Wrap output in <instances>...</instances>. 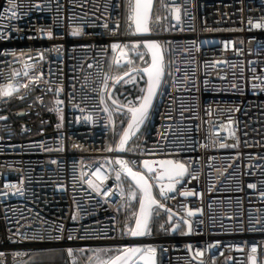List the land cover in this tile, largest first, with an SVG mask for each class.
<instances>
[{
  "label": "built area",
  "instance_id": "built-area-1",
  "mask_svg": "<svg viewBox=\"0 0 264 264\" xmlns=\"http://www.w3.org/2000/svg\"><path fill=\"white\" fill-rule=\"evenodd\" d=\"M14 4L0 0V86L18 85L11 96H0V117H6L0 119V264H34L31 255L55 250L62 259L53 264H93L92 250L111 249L104 258L133 241L127 229L138 190L122 174L124 193L137 191L125 207L114 186L115 145L127 111L119 125L108 120L107 92L102 104L100 88L102 73L116 76L110 58L120 52L113 42L130 48L141 38L129 19V0ZM149 27L148 37L165 55V78L123 156L148 176L173 216L169 221L156 209L142 243L155 249V264H252L250 255L264 264V0H155ZM138 51L143 61L125 49L127 70L150 64L142 44ZM40 73L38 82L30 79ZM135 83L145 87L144 77ZM153 159L184 163L196 178L186 174L163 199L156 173L142 168ZM97 168L106 179L93 175ZM107 188L112 192L105 197ZM189 209L199 211L189 216Z\"/></svg>",
  "mask_w": 264,
  "mask_h": 264
},
{
  "label": "snow or ice",
  "instance_id": "snow-or-ice-1",
  "mask_svg": "<svg viewBox=\"0 0 264 264\" xmlns=\"http://www.w3.org/2000/svg\"><path fill=\"white\" fill-rule=\"evenodd\" d=\"M10 7H17L14 4V0H9ZM151 6V0H129V19L134 21L135 24V32L136 33H147L149 31L148 20H149V10ZM10 8H5V13L9 12ZM16 11L11 12V16L16 17ZM0 18H2V14H0ZM159 19V17H158ZM179 19V16H177ZM257 27H261L259 23L256 25ZM80 29H74L72 31V35H79ZM49 37L53 35L51 31L48 32ZM143 44V46L151 53V63L148 64L145 61L147 66L143 68H129L128 72H125L123 76H111L108 73H102V84H101V103H105L104 93L108 92V99L111 100V106L106 105L103 109L105 113L108 114V120H113V112L117 114H124L123 109H127V127H124L123 133L120 135V139L116 144L117 150H124L125 145L129 142L131 136H133L142 124H144L145 120L148 117L149 109L152 106L153 98L157 94V90L161 84V77L163 75V65L162 60L163 57L159 52V44L155 40H135L131 42V47L129 48L127 45L121 46L119 43H113L111 48L114 52L119 51L120 56L123 57L126 55L125 49L128 51L134 52L136 55L140 57V59L144 60L143 53L138 51V46ZM40 58L43 59V54L39 53ZM116 64L119 65L120 59L116 58ZM132 61L129 60V64ZM91 67V65H89ZM147 75L146 88L142 87L140 89L141 95L135 98V101H128L126 105H122L119 103L118 99H114L109 92V81H112V86L115 87L117 83L123 80V83L127 84L135 81L136 77L139 76L140 79H143V75ZM19 73H13V77L18 76ZM43 73L39 75L30 77L31 80L38 82L42 77ZM25 76H28V72H25ZM100 79V76L97 77ZM27 87V85H25ZM18 85L14 84L11 80L6 85L0 86V96H11L14 91H16ZM57 94H59L60 89H56ZM138 102V103H137ZM55 103L57 105L61 104L62 101L56 100ZM57 110L58 109H54ZM89 119L91 117H88ZM0 119H6V117H0ZM60 125H57L59 127ZM123 126V123H122ZM222 147H226L227 145H221ZM107 151H113L110 147ZM116 163L120 166L119 169L116 170V185H114L121 192L122 196V205L125 207L131 206V201L136 199L138 189L139 194V208L137 212H134L133 215L135 217V227H128V232L131 236H143L149 232V222L153 215L158 214L156 209H161L168 213V219L171 221L173 212L170 208H167L161 200L156 199L153 194V185L150 183L148 176L143 171H134L132 167L129 166V161L117 157ZM135 163V162H133ZM154 165H158V167H154ZM142 168L147 170L148 174L156 173V180L159 181V194L163 199H168L169 194L172 193L176 189V185L181 182V180L185 177L186 174L193 175L189 173L188 167L179 161L173 159H162L159 161H150L144 160L142 162ZM122 174H126L128 177H131V180L135 182V189L125 194L122 184L121 177ZM93 175L97 176L99 179H106V177L101 176V169L97 168ZM167 179L168 183H163V181ZM193 178H196L193 175ZM88 183L91 187H93L98 193H100V188L92 183L91 180H88ZM249 188H256L255 184H249ZM112 192V188H107L101 194L105 197L109 196ZM190 193L181 192L180 195L187 196ZM126 195V199H123ZM261 196H264V192L261 193ZM119 210V209H118ZM196 210H188V215L193 216ZM76 219L75 214L73 215V220ZM185 224L188 225V231H191V224L189 221L185 220ZM164 226L161 225V228ZM173 228H176V225H173ZM72 237L69 236V239ZM219 243V242H217ZM189 250H191L192 246H187ZM211 247V246H209ZM85 249H79V251H84ZM69 255L73 254V249L69 248ZM93 251V255L95 257L93 264H155L154 262V253L155 249L151 245H133V246H120L115 249V255L108 256L107 258H101V254L111 251V249L105 248H96ZM257 251L256 246H253L251 249L252 253ZM0 255H3L0 253ZM196 256H203V252L201 250H197L195 253ZM252 264H256V260L254 256L249 257ZM200 264H203V260L200 261Z\"/></svg>",
  "mask_w": 264,
  "mask_h": 264
},
{
  "label": "water",
  "instance_id": "water-1",
  "mask_svg": "<svg viewBox=\"0 0 264 264\" xmlns=\"http://www.w3.org/2000/svg\"><path fill=\"white\" fill-rule=\"evenodd\" d=\"M154 1L155 0H151V6H150V10H149V19H150V15H151V12H152V9H153V6H154ZM134 31H135V24H134ZM148 27H149V20H148ZM136 33V32H135ZM150 34V27H149V31L147 32V33H136V35H138L140 38H141V41H144V40H155V41H157L156 39H153V38H149L148 37V35ZM158 42V44H159V52H160V54L162 55V57H163V60H162V65H163V75H162V77H161V84H160V86H159V88H158V90H157V94H156V96L153 98V103H152V106L150 107V109H149V114H148V117H147V119L145 120V122H144V124H142L141 125V127L138 129V130H136V132H135V134L133 135V136H131L130 137V139H129V142L125 145V148H124V150H117L116 149V145H115V156H114V162L116 163V158L117 157H120V158H123V159H125V157L123 156V154H124V152H125V150H126V147L128 146V144L139 134V132L143 129V127L145 126V124L147 123V120H148V118H149V116H150V114H151V111H152V109H153V106H154V103H155V100H156V98H157V95H158V93H159V91H160V89H161V86H162V83H163V81H164V78H165V73H166V63H165V55H164V52H163V49H162V46H161V44H160V42L159 41H157ZM142 46H143V44H142ZM144 47V46H143ZM145 48V47H144ZM146 49V48H145ZM146 51L148 52V50L146 49ZM149 54H150V58H151V53L150 52H148ZM120 62L121 63H124L125 62V60H124V58L123 57H121L120 56ZM151 63V62H150ZM129 70H127V71H125V72H128ZM124 72V73H125ZM124 73H122L121 75H119V76H123V74ZM143 77H144V79H145V88H146V81H147V75L146 74H144L143 75ZM121 82H123V80H121L119 83H117L116 85H115V87H113L112 85H111V87L109 88V92L111 93V95H112V97L114 98V99H116L115 97H114V93H115V91H116V89H117V87L119 86V84L121 83ZM107 102H108V104H110L111 105V100L110 99H108V92H107ZM120 104H122V105H126V104H124V103H121V102H119ZM122 111H127V109L126 108H124ZM124 127H127V122H126V124H125V126ZM124 127H123V129H122V131H121V133H120V135L123 133V130H124ZM120 135H119V137H118V140H117V142H116V144L118 143V141H119V139H120ZM126 160V159H125ZM160 159H153V160H150V161H159ZM117 164V163H116ZM118 165V164H117ZM130 166V165H129ZM131 167V166H130ZM154 167H158V165H154ZM133 170L134 171H140V170H137V169H134L133 168ZM125 176H126V178L133 184V186L135 187V182L134 181H132L131 180V177H128L126 174H125ZM150 181V180H149ZM150 183H151V181H150ZM159 181H156V183H155V186H156V188L159 190ZM152 184V183H151ZM138 190V189H137ZM153 194H154V196H155V191H154V186H153ZM155 198H156V196H155ZM157 199V198H156ZM138 208H139V203H138V207H137V211H138ZM151 220V219H150ZM169 220V219H168ZM133 227H135V221H134V224H133ZM175 229L173 228L171 231H174ZM130 237L133 239V241H132V244L130 245V246H133V245H143V243H142V240H143V238H145L146 237V234L145 235H143V236H136V237H133V236H131V234H130ZM115 254H117V253H115ZM115 254H113V255H115ZM141 264H142V262H140Z\"/></svg>",
  "mask_w": 264,
  "mask_h": 264
},
{
  "label": "rangeland",
  "instance_id": "rangeland-1",
  "mask_svg": "<svg viewBox=\"0 0 264 264\" xmlns=\"http://www.w3.org/2000/svg\"><path fill=\"white\" fill-rule=\"evenodd\" d=\"M113 43H116V42H113ZM117 56L115 54H113L110 58V69L114 72V74L116 76H119L121 75L122 73H124L126 70H127V64L125 63H119V65L116 64L115 60H116ZM138 77H136L135 81L138 80ZM135 81L133 82H130V83H127V85L129 84H133L135 83ZM125 84V83H124ZM116 93V92H115ZM108 106H111L110 104H107ZM113 120H114V124H117L119 125V122L121 120H123V117H124V114L121 116V114H117L115 112H113ZM120 128V126H118V129ZM163 183H168L167 179L165 178V180L163 181ZM37 254V257H41V256H46L48 255V257H51V258H54V259H61V251L59 250H55V251H43V252H39V253H36ZM108 257V256H107ZM107 257H104V258H107ZM35 260V258H34ZM32 263L36 264V263H39V261H32Z\"/></svg>",
  "mask_w": 264,
  "mask_h": 264
},
{
  "label": "trees",
  "instance_id": "trees-1",
  "mask_svg": "<svg viewBox=\"0 0 264 264\" xmlns=\"http://www.w3.org/2000/svg\"><path fill=\"white\" fill-rule=\"evenodd\" d=\"M117 92L121 96L127 95L126 99L125 98L122 99V101H123L122 103H124V104H127L128 101L134 100L135 97L141 95L140 87L136 83L129 84V85L125 84L124 89L118 90ZM122 127L118 130V132L115 133L114 141L117 139L118 134L121 131ZM112 254H113V252H110L107 256H111ZM34 258H35V260H34ZM61 259H62V256H61ZM61 259L57 260V259L48 257V255H46L44 257L43 256L37 257V254L35 253L29 257L28 262L39 261V263H36V264H53L57 261H60Z\"/></svg>",
  "mask_w": 264,
  "mask_h": 264
},
{
  "label": "crops",
  "instance_id": "crops-1",
  "mask_svg": "<svg viewBox=\"0 0 264 264\" xmlns=\"http://www.w3.org/2000/svg\"><path fill=\"white\" fill-rule=\"evenodd\" d=\"M116 98L118 99L119 102H123V101H122L123 98H122V96H121L119 93L116 94ZM112 115H113V114H112ZM122 115H123V114H121V116H122ZM113 116H114V115H113Z\"/></svg>",
  "mask_w": 264,
  "mask_h": 264
},
{
  "label": "flooded vegetation",
  "instance_id": "flooded-vegetation-1",
  "mask_svg": "<svg viewBox=\"0 0 264 264\" xmlns=\"http://www.w3.org/2000/svg\"><path fill=\"white\" fill-rule=\"evenodd\" d=\"M118 92H116L115 94H114V97L116 98V94H117Z\"/></svg>",
  "mask_w": 264,
  "mask_h": 264
},
{
  "label": "bare ground",
  "instance_id": "bare-ground-1",
  "mask_svg": "<svg viewBox=\"0 0 264 264\" xmlns=\"http://www.w3.org/2000/svg\"><path fill=\"white\" fill-rule=\"evenodd\" d=\"M153 259H154V257H153Z\"/></svg>",
  "mask_w": 264,
  "mask_h": 264
}]
</instances>
